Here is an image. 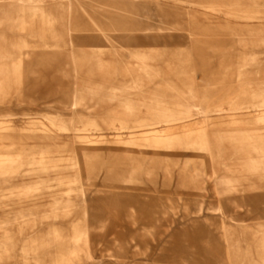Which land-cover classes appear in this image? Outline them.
Here are the masks:
<instances>
[{
  "label": "rangeland",
  "instance_id": "obj_1",
  "mask_svg": "<svg viewBox=\"0 0 264 264\" xmlns=\"http://www.w3.org/2000/svg\"><path fill=\"white\" fill-rule=\"evenodd\" d=\"M245 10L254 18H240ZM2 65L0 127L13 129L0 154H34L0 178V264H264V165L246 163L259 154L239 139L263 135L264 123L237 131L236 114L219 111L262 101L264 0H0ZM54 117L67 129L56 145L25 130ZM166 119L193 123L204 149H161L167 160L150 163L117 144ZM80 137L134 160L74 167ZM82 168L94 192L86 203ZM68 190L73 208L53 210ZM83 224L89 257L73 243Z\"/></svg>",
  "mask_w": 264,
  "mask_h": 264
},
{
  "label": "bare ground",
  "instance_id": "obj_2",
  "mask_svg": "<svg viewBox=\"0 0 264 264\" xmlns=\"http://www.w3.org/2000/svg\"><path fill=\"white\" fill-rule=\"evenodd\" d=\"M24 3L31 4L32 2H35L36 0H21ZM180 2H186V0H178ZM253 4L258 3L259 0H250ZM240 18H244L245 20L252 19L254 18V15L252 12H249L245 10L243 12V15ZM18 22L20 26H24L25 23V17L21 14L17 15V19L15 20ZM21 63V60H20ZM18 63L14 67L19 70L21 64ZM10 72L8 68H6L5 65H2L0 68V90L3 88V85L6 82V75L7 73ZM262 101L258 105H253V110L246 111V107H238L237 104L231 106L229 105L228 109L223 108L219 111H230V115H235V117L230 121V124H234L235 128L234 130L237 131H243L246 130L245 128H242V124L247 123V119L249 118H256L257 122H262L264 123V96H262ZM242 109L240 113H234L236 110ZM191 110V109H190ZM190 110H187V113L190 114ZM199 115H202L203 111L197 109ZM184 113V112H183ZM253 113H255L253 115ZM237 114L239 117L237 118ZM202 118V116H200ZM60 118V119H59ZM54 117L53 119H50V124L49 125H43L41 128H37L35 124L32 125V129H25V130H30L32 132V136L34 138H37L38 140H42L44 142V147H50L52 143L56 145V141L61 137L62 133L67 131L66 126L62 122L61 117ZM171 120H163L162 122L164 123L162 126L163 129L158 132H154L152 134H147L146 132L142 134L141 136L137 138H130L126 142H123L122 140L119 141L117 144H120L122 146H129V147H139L142 149L141 152H143V155H146V153L151 154L150 156V163L153 162H160L162 160H167V158L162 157L161 152L159 150H169L173 149L175 147L177 148H184V149H192V148H199V149H204L206 146V143L204 139L201 136H196L192 135V132L194 131V127H192L191 124H184L182 123L181 126H176L170 124ZM242 123V124H241ZM90 127L88 129H91L93 125H89ZM181 128V131H178V129ZM13 127L11 125H5L0 127V140H4V135L3 133L8 132L12 130ZM118 129H123V127H120ZM89 130V131H90ZM39 133V134H36ZM8 137L7 139H9ZM83 139L80 143L81 149H78V151H75L73 157H72V163L74 167H77L85 163L86 160H102L103 162H107L109 159H114L115 157L122 156V155H128L131 160H134L133 154L129 152H124L122 154H118L115 149L110 148L107 150H97L94 151L92 149H89V146L93 145L92 141H87L89 137H80ZM241 140H246L247 142L243 143V146H247L251 149H253L255 152L259 154L258 158H251L246 160V163L250 165V167H253V169H258L260 166L264 165V134L263 135H257V136H249V135H242L239 137ZM48 142V144H45ZM3 144V143H2ZM42 145V144H41ZM22 150L20 153L17 154L16 157H9L5 154H0V178L6 177L5 175L9 172L8 169L11 168V166H17L18 169L23 166L27 161L25 156L27 155H33L31 151L27 150L25 146H20ZM147 149L151 150L152 153H150ZM29 151V152H28ZM48 152V150H47ZM46 151L41 152V158L42 160L45 158V154L47 153ZM31 153V154H30ZM147 156V155H146ZM35 161V159H32ZM189 161V160H188ZM34 163V162H33ZM36 163V162H35ZM85 165V164H84ZM248 170L251 169L249 167H246ZM83 170L80 171L78 175V179L81 180L80 187L78 188V193L81 196V200H83V203H86L89 201V198L93 195L92 188L89 186L92 185L90 184V177H88V174L86 173V169L82 168ZM16 171V170H15ZM83 175H82V174ZM133 177V174L130 175V179ZM156 186V185H155ZM154 186V187H155ZM30 189L27 188H22V193H27ZM70 192L71 190H68L65 194H62V197H55L52 201L53 205V210H66L69 208V210L72 207V201L70 198ZM138 193H130V195H125L124 197H128L130 199L138 197ZM146 198H148L149 194H145ZM68 197V198H66ZM84 213L88 211V207L86 204H84L83 207ZM7 226V225H6ZM6 226H3L1 228H5ZM76 233L75 236L73 237V243L78 246L76 247L75 250L81 248L88 250L86 253V256H91L89 252V240L87 241L88 237V228L86 224H83L76 228ZM7 231L4 229V232L2 233L3 235H6ZM60 237V236H59ZM60 241V240H58ZM76 253V252H75ZM77 254V253H76Z\"/></svg>",
  "mask_w": 264,
  "mask_h": 264
}]
</instances>
